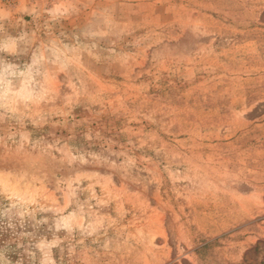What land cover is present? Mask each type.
<instances>
[{"label": "rangeland", "instance_id": "374dc122", "mask_svg": "<svg viewBox=\"0 0 264 264\" xmlns=\"http://www.w3.org/2000/svg\"><path fill=\"white\" fill-rule=\"evenodd\" d=\"M0 264H264V0H0Z\"/></svg>", "mask_w": 264, "mask_h": 264}]
</instances>
